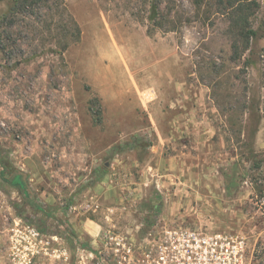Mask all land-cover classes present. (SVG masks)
I'll use <instances>...</instances> for the list:
<instances>
[{
	"label": "rangeland",
	"instance_id": "obj_1",
	"mask_svg": "<svg viewBox=\"0 0 264 264\" xmlns=\"http://www.w3.org/2000/svg\"><path fill=\"white\" fill-rule=\"evenodd\" d=\"M12 2L0 0V264H26L36 232L69 264H113L104 235L158 217L245 239L246 264H264V0L259 38L235 59L229 0H159L155 20L151 0Z\"/></svg>",
	"mask_w": 264,
	"mask_h": 264
},
{
	"label": "built area",
	"instance_id": "obj_2",
	"mask_svg": "<svg viewBox=\"0 0 264 264\" xmlns=\"http://www.w3.org/2000/svg\"><path fill=\"white\" fill-rule=\"evenodd\" d=\"M152 231L141 228L132 233L109 230L110 233L103 237L101 253L108 254L111 250L109 259L115 262L113 264H246V241L233 234L211 233L184 225L158 230L155 234H151ZM31 240L34 244L31 242L26 264L44 253L54 258V264H69L70 255L51 247L50 238L36 232Z\"/></svg>",
	"mask_w": 264,
	"mask_h": 264
},
{
	"label": "trees",
	"instance_id": "obj_3",
	"mask_svg": "<svg viewBox=\"0 0 264 264\" xmlns=\"http://www.w3.org/2000/svg\"><path fill=\"white\" fill-rule=\"evenodd\" d=\"M33 0H13L9 6L8 13H14L19 11L18 9L25 8L26 5L31 3ZM42 0H36V2H41ZM229 8L233 12V31L235 35V41L233 44V58H238L241 56V53L247 50H253V42L255 39L259 38V31L256 29L252 23V16L255 11V6L258 5L257 0H229ZM151 15L150 20H155L157 16L160 15V5L159 0H151ZM8 14L6 13L5 16ZM154 26H159L162 28V23H154ZM172 26H175V24ZM174 28V27H173ZM173 30V29H171ZM264 37V35H263ZM68 44H65L61 47V50L64 51L67 48ZM251 60V57L248 58ZM18 177L21 173H15L13 176ZM25 197L30 199L28 189L22 188L18 185ZM33 205H36L35 202L31 201ZM39 210H43L40 205H36Z\"/></svg>",
	"mask_w": 264,
	"mask_h": 264
},
{
	"label": "flooded vegetation",
	"instance_id": "obj_4",
	"mask_svg": "<svg viewBox=\"0 0 264 264\" xmlns=\"http://www.w3.org/2000/svg\"><path fill=\"white\" fill-rule=\"evenodd\" d=\"M169 201H163V200H156L154 201V204L152 207L154 208L155 212H164L166 209V212L168 213V208L170 206ZM147 226L146 229L153 230L152 233H156L158 230H170V229H177L178 227L183 226V221L180 219V217H163L162 219L158 217L155 221H146ZM185 226V225H184Z\"/></svg>",
	"mask_w": 264,
	"mask_h": 264
}]
</instances>
